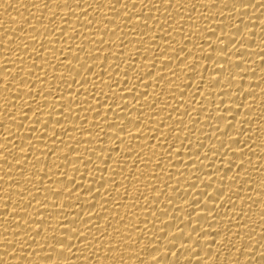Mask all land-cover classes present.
I'll return each mask as SVG.
<instances>
[{"label": "bare ground", "instance_id": "1", "mask_svg": "<svg viewBox=\"0 0 264 264\" xmlns=\"http://www.w3.org/2000/svg\"><path fill=\"white\" fill-rule=\"evenodd\" d=\"M0 264H264V0H0Z\"/></svg>", "mask_w": 264, "mask_h": 264}]
</instances>
